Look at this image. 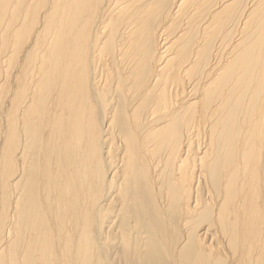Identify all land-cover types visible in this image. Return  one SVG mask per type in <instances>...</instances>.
<instances>
[{
  "label": "bare ground",
  "instance_id": "6f19581e",
  "mask_svg": "<svg viewBox=\"0 0 264 264\" xmlns=\"http://www.w3.org/2000/svg\"><path fill=\"white\" fill-rule=\"evenodd\" d=\"M0 264H264V0H0Z\"/></svg>",
  "mask_w": 264,
  "mask_h": 264
}]
</instances>
